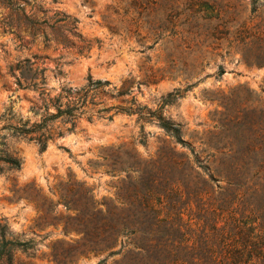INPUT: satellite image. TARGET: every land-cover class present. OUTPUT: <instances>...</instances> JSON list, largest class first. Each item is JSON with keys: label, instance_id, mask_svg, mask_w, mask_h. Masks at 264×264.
Returning <instances> with one entry per match:
<instances>
[{"label": "rangeland", "instance_id": "obj_1", "mask_svg": "<svg viewBox=\"0 0 264 264\" xmlns=\"http://www.w3.org/2000/svg\"><path fill=\"white\" fill-rule=\"evenodd\" d=\"M167 253L264 264V0H0V264Z\"/></svg>", "mask_w": 264, "mask_h": 264}, {"label": "trees", "instance_id": "obj_2", "mask_svg": "<svg viewBox=\"0 0 264 264\" xmlns=\"http://www.w3.org/2000/svg\"><path fill=\"white\" fill-rule=\"evenodd\" d=\"M9 2H11V0H7ZM22 79H24L25 82H27V79L26 77L24 76V74L22 73V77L21 79H19V85L21 87H23V84H22ZM31 82L34 80V76L31 77ZM97 84H101V82H97ZM30 87V84L29 85H26L24 88H28ZM76 108L72 109V110H64L62 111L60 109V107L57 108V114L54 115L53 117H50V118H47L45 120H43L42 124L40 125V128H42L43 126H46V122L48 120H52V119H56L62 115H67L68 116V120L71 122L72 124V127L69 129L71 130L74 126V120H75V114L73 113V111L75 110ZM161 124L162 126L165 128V130L172 136L174 137L178 142H183L182 139H181V135H180V129L178 127H175L174 125H172L170 122H167V121H164L163 119H161ZM34 130H36V128H34L33 130L32 129H23L21 128L19 131L22 133V134H30L32 132H34ZM51 134L47 135L45 133H40L38 136H35V137H30L31 140H35L43 149L45 148V143L46 141L51 138ZM7 165L9 166L10 169H19L20 167V164L17 160L13 159V158H9L7 160ZM152 212L154 214V218L155 219H158L159 222H160V211L161 209L160 208H154L152 207ZM102 210H98L96 212V217H101L102 215ZM113 210H108V214L107 216H104L106 218L107 221H108V227L110 229V234H109V241L107 243V245L105 247H92V250L93 252H99V251H103V250H107V249H111L113 248L117 242H118V238L119 236H127L128 234H135L136 231H133L130 229V225H129V222L125 219V218H120V217H115L113 218ZM81 223V222H79ZM80 230V229H78ZM9 259L11 257V253H5ZM169 255H172V253H167L166 256H164L163 258L161 256H157V258L154 260V263L153 264H163L165 263L167 260H168V256ZM170 260V258H169ZM168 260V261H169Z\"/></svg>", "mask_w": 264, "mask_h": 264}, {"label": "bare ground", "instance_id": "obj_3", "mask_svg": "<svg viewBox=\"0 0 264 264\" xmlns=\"http://www.w3.org/2000/svg\"><path fill=\"white\" fill-rule=\"evenodd\" d=\"M121 67V66H120ZM34 160V159H33ZM31 163H32V161H31ZM33 163H34V161H33Z\"/></svg>", "mask_w": 264, "mask_h": 264}]
</instances>
